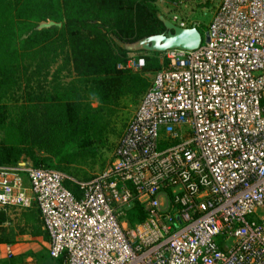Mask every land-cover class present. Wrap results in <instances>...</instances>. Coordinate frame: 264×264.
<instances>
[{
  "label": "built area",
  "instance_id": "obj_1",
  "mask_svg": "<svg viewBox=\"0 0 264 264\" xmlns=\"http://www.w3.org/2000/svg\"><path fill=\"white\" fill-rule=\"evenodd\" d=\"M207 37L160 54L109 169L0 166V211L36 209L64 264H264V0H222Z\"/></svg>",
  "mask_w": 264,
  "mask_h": 264
},
{
  "label": "trees",
  "instance_id": "obj_2",
  "mask_svg": "<svg viewBox=\"0 0 264 264\" xmlns=\"http://www.w3.org/2000/svg\"><path fill=\"white\" fill-rule=\"evenodd\" d=\"M160 1L178 2L0 0V166L25 162L73 175L121 100L144 92L162 69L161 53H136L145 59L138 73L121 69L132 53L116 42L163 34ZM49 22L61 27L37 30ZM145 215L135 203L126 219L134 226ZM6 221L0 212V226Z\"/></svg>",
  "mask_w": 264,
  "mask_h": 264
},
{
  "label": "rangeland",
  "instance_id": "obj_3",
  "mask_svg": "<svg viewBox=\"0 0 264 264\" xmlns=\"http://www.w3.org/2000/svg\"><path fill=\"white\" fill-rule=\"evenodd\" d=\"M177 1L178 2L175 5H169L166 1H160L157 4L160 13L177 26H180L181 24H185V27L196 25L203 36V43H205L208 28L213 21L216 10L222 0ZM140 56L141 54H131L129 59L138 58ZM140 71L141 70L133 72L138 73ZM154 77L155 74L148 76L149 86L144 92L137 96L128 95L121 100L115 113L110 118L107 132L104 134L102 140L88 149V155L84 157L78 165H75L72 168L71 172L73 175L70 177L76 181H88L111 167L117 146L127 130L129 123L136 114L141 100L151 86ZM2 139L3 134L0 132V141ZM70 184V188L77 186L73 183ZM259 216H261V214L257 215V217Z\"/></svg>",
  "mask_w": 264,
  "mask_h": 264
},
{
  "label": "crops",
  "instance_id": "obj_4",
  "mask_svg": "<svg viewBox=\"0 0 264 264\" xmlns=\"http://www.w3.org/2000/svg\"><path fill=\"white\" fill-rule=\"evenodd\" d=\"M7 221L0 226V264H64L49 254V235L39 212L0 211Z\"/></svg>",
  "mask_w": 264,
  "mask_h": 264
},
{
  "label": "water",
  "instance_id": "obj_5",
  "mask_svg": "<svg viewBox=\"0 0 264 264\" xmlns=\"http://www.w3.org/2000/svg\"><path fill=\"white\" fill-rule=\"evenodd\" d=\"M161 22L165 27L163 34L152 35L142 38L136 42H121L117 40V44L123 50L129 53H165L169 50L194 51L201 47L204 42L203 36L196 25L192 27H181L174 24L166 17L159 15ZM51 27H61V24L55 22L42 23L37 30L47 29ZM208 41L206 37L205 42ZM26 165V163H22Z\"/></svg>",
  "mask_w": 264,
  "mask_h": 264
}]
</instances>
